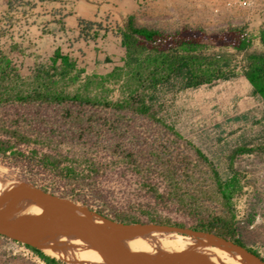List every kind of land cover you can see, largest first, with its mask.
<instances>
[{
  "label": "trees",
  "instance_id": "trees-1",
  "mask_svg": "<svg viewBox=\"0 0 264 264\" xmlns=\"http://www.w3.org/2000/svg\"><path fill=\"white\" fill-rule=\"evenodd\" d=\"M78 24L85 42L96 41L101 31L120 38L123 64L110 74L118 83L115 99L70 90L84 69L59 47L48 64L36 63L24 76L18 63L22 46L14 40L5 46L0 27L4 176L115 224L209 234L264 262L241 238L233 204L242 190L234 160L264 154V50L250 51L248 29L207 31L188 24L165 29L140 25L133 15L111 30L99 21ZM258 39L264 48V26ZM238 70L263 103L262 126L255 138L230 148L223 172L178 130L171 108L176 93L232 79ZM23 246L44 264H68L29 243Z\"/></svg>",
  "mask_w": 264,
  "mask_h": 264
},
{
  "label": "rangeland",
  "instance_id": "rangeland-1",
  "mask_svg": "<svg viewBox=\"0 0 264 264\" xmlns=\"http://www.w3.org/2000/svg\"><path fill=\"white\" fill-rule=\"evenodd\" d=\"M63 1L69 6H62ZM132 2L135 4L133 10L120 11L116 16L109 14L96 21L110 30L123 24L129 15L140 25L165 29L188 24L214 31L241 25L253 36L250 51L264 50L258 39L259 29L264 26V0ZM71 3L72 0H0L3 44L6 46L14 40L22 46L18 63L24 76L30 74L36 63L48 64L49 56L59 47L84 69L81 80L70 90L91 95L107 93L109 98L115 99L118 83L110 74L123 64L124 48L111 31L109 37L101 31L96 41L88 42L81 40L74 31L59 32L67 27L70 29L66 16L72 10ZM173 98L171 118L178 130L214 159L223 172L227 171L226 154L230 148L255 138L262 126L258 120L263 103L252 94V87L240 70L232 79L183 90ZM234 165L242 174L241 194L233 200L235 222L241 238L264 256V154L240 155ZM5 173L6 169L0 166V234L6 236H0V264H44L23 246L24 243L68 264H98L76 260L80 252L62 237L81 234L101 246L95 229L86 218L98 215L83 206L48 197L27 184L8 179ZM153 240L179 246L180 250L176 248L172 255L185 264H264L238 246L205 233L162 226L146 241L152 243ZM95 244L96 252L104 257L103 245L99 249Z\"/></svg>",
  "mask_w": 264,
  "mask_h": 264
},
{
  "label": "bare ground",
  "instance_id": "bare-ground-1",
  "mask_svg": "<svg viewBox=\"0 0 264 264\" xmlns=\"http://www.w3.org/2000/svg\"><path fill=\"white\" fill-rule=\"evenodd\" d=\"M41 193L44 194L43 192ZM86 218L91 222L90 224H92V228L95 229L98 235L97 238H99L98 240L100 241L101 246L103 245V250H105V256L100 257L93 246V243L95 244V242L87 240L84 235L67 234L62 236L69 244L75 245V248L80 252L75 258L78 261H83V263L97 262L98 264H185L177 258H173L172 252L176 251V248L180 250L179 246L176 247L169 242H157L153 240L152 243H149L146 241L149 236H155L159 232L161 226L120 225L104 220L99 216H86ZM101 246L97 247L101 249ZM210 256L211 255H209V257Z\"/></svg>",
  "mask_w": 264,
  "mask_h": 264
},
{
  "label": "crops",
  "instance_id": "crops-1",
  "mask_svg": "<svg viewBox=\"0 0 264 264\" xmlns=\"http://www.w3.org/2000/svg\"><path fill=\"white\" fill-rule=\"evenodd\" d=\"M60 4H62V6H69L65 1L61 2ZM71 7L72 10L69 11L68 15L66 16L67 21H70L71 24L70 29L67 27L66 29L59 30V32L67 33L74 31L79 33L78 22L80 19L96 21L104 19V17L109 14L116 16L120 11L133 10V8H135V4L132 2V0H72ZM111 34L114 35L112 32ZM45 35L46 34H44V36ZM109 36L110 34L107 32L105 37ZM116 37L120 41V38L118 36Z\"/></svg>",
  "mask_w": 264,
  "mask_h": 264
},
{
  "label": "water",
  "instance_id": "water-1",
  "mask_svg": "<svg viewBox=\"0 0 264 264\" xmlns=\"http://www.w3.org/2000/svg\"><path fill=\"white\" fill-rule=\"evenodd\" d=\"M45 195H47V194H45ZM48 196H50V195H48ZM51 197V196H50ZM54 198H56V197H54ZM56 199H59V198H56ZM59 200H63V199H59ZM71 204H74L73 202H71V201H69ZM87 211H89L88 209H86ZM100 217V216H99ZM102 218V217H101ZM104 219V218H103ZM104 220H106V219H104ZM108 221V220H107ZM110 222V221H109ZM237 246V245H236ZM239 247V246H238ZM239 248H241V247H239ZM241 249H243V248H241ZM244 250V249H243ZM245 252H247L246 250H244ZM248 254H250L251 256H253L254 258H256V259H258L257 257H255L253 254H251V253H249V252H247ZM259 260V259H258ZM260 261V260H259ZM262 262V261H261ZM262 263H264V262H262Z\"/></svg>",
  "mask_w": 264,
  "mask_h": 264
}]
</instances>
